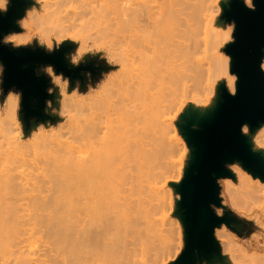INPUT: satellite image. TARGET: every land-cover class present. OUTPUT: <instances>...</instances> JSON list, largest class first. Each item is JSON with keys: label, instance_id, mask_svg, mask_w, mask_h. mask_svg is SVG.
Here are the masks:
<instances>
[{"label": "rangeland", "instance_id": "1", "mask_svg": "<svg viewBox=\"0 0 264 264\" xmlns=\"http://www.w3.org/2000/svg\"><path fill=\"white\" fill-rule=\"evenodd\" d=\"M27 1L17 29L4 34L2 42L14 50L27 47L53 53L63 49L67 67L81 69L67 76L53 65L38 66L37 74L49 82V97L42 108L45 116L26 120L21 91H4L0 62V254L10 244L20 243L21 258L30 257L33 264H264V198L260 196L264 181L249 172L257 195L244 189L238 180L239 166L245 168L240 161L226 164L230 175L218 179L220 203L213 210L228 222L215 227V246L197 249L192 258L180 261L188 243L180 186L195 151L182 126L194 116L188 115L192 110L199 115L192 127L199 128L200 120L217 108L222 86L236 91L237 76L225 52L234 41L235 24L223 17L231 0H223L213 11L221 34L218 49L202 47L195 55L203 65L200 71L185 70L159 99L162 119L171 128L169 136L176 139L168 137L169 146L163 138L156 140L165 149L157 145L159 154L154 155L148 181L128 183L125 191L106 201L68 196L48 179L59 172L54 158L66 143L73 156H90L96 148V137L87 135L86 128L96 124L100 92L111 87L110 80L119 73V65L109 59L117 40L127 34V26L115 22L116 17L124 18L123 4L102 16L100 8L112 0H96V25L88 28V5L68 3L65 17L52 23L39 0ZM243 1L254 8L253 0ZM10 4L0 0V11L5 13ZM216 58L222 60L226 73L213 67ZM263 65L264 58V70ZM242 131L263 155L264 124L245 125ZM77 234L87 250L82 256L74 253ZM12 257L0 259V264H15Z\"/></svg>", "mask_w": 264, "mask_h": 264}, {"label": "bare ground", "instance_id": "2", "mask_svg": "<svg viewBox=\"0 0 264 264\" xmlns=\"http://www.w3.org/2000/svg\"><path fill=\"white\" fill-rule=\"evenodd\" d=\"M39 1L44 16L52 23H59L65 17L68 3L88 5L91 17L87 27L96 25V0ZM222 1L112 0L100 6L99 13L103 16L109 8L123 4L124 18L116 17L115 22L117 26L126 25L127 34L117 40L109 59L119 65V73L110 80L111 87L100 92L96 124L86 128L87 135L96 137L95 150L90 156H73L71 145H63L65 147L54 158L59 172L49 177L48 183L53 182L68 196L106 201L111 195L125 191L128 183L148 181L151 163L156 159L154 155L159 154L158 147L162 145L165 149L170 141L168 137L176 139V135L169 136L171 128L162 119L159 99L185 70L200 71L198 68L203 65L196 62L195 55L202 47L211 45L218 49L221 34L216 29L213 11ZM181 58L183 62H179ZM210 67L209 63L208 69ZM213 67L227 72L219 58L215 59ZM188 113L199 117L192 110ZM160 139L165 145L157 144ZM248 142L255 150L251 138ZM262 156L264 158V154ZM241 167L240 185L257 195L256 189H252L249 171ZM260 196L264 198V193ZM19 244H10V248L0 254V259L8 255L13 256L15 264H33L30 257L21 258L23 251ZM73 247L76 256L87 252L78 234L73 238Z\"/></svg>", "mask_w": 264, "mask_h": 264}, {"label": "water", "instance_id": "3", "mask_svg": "<svg viewBox=\"0 0 264 264\" xmlns=\"http://www.w3.org/2000/svg\"><path fill=\"white\" fill-rule=\"evenodd\" d=\"M5 13L0 11V62L4 65L3 88H16L22 93L24 117H44L42 108L49 97V82L37 74V67L53 65L57 72L76 75L81 68L66 65L64 50L48 53L43 49H12L2 42L3 36L17 29L27 0H10ZM254 8L243 0H231L223 17L233 22L234 41L225 52L231 57V72L237 76L235 93L221 87V100L199 128L192 127L190 117L182 126L184 135L194 148V159L180 186L184 221L188 233L186 250L180 261L192 258L195 251L215 246L214 229L228 218L219 217L213 206L220 203L218 179L229 176L226 164L240 161L242 165L264 181V158L253 150L243 127L264 124V0H253ZM34 101L37 102L34 105Z\"/></svg>", "mask_w": 264, "mask_h": 264}]
</instances>
